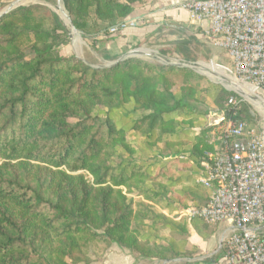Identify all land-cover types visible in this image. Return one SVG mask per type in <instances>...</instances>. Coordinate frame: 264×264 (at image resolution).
I'll use <instances>...</instances> for the list:
<instances>
[{
	"label": "trees",
	"instance_id": "1",
	"mask_svg": "<svg viewBox=\"0 0 264 264\" xmlns=\"http://www.w3.org/2000/svg\"><path fill=\"white\" fill-rule=\"evenodd\" d=\"M143 2L63 0L83 35L97 21L131 17ZM66 37L42 5L0 18V264H91L112 243L169 258L143 234L146 220L167 218L147 202L155 201L145 189L154 179L135 165L129 132L152 138L156 129L168 131L173 124L160 116L175 103V76L191 70L135 57L92 67L55 54ZM227 94L220 92L218 105L246 122L242 100L226 105ZM122 105L125 122L116 123L113 110ZM130 105L139 112L133 120ZM210 147L201 139L194 149Z\"/></svg>",
	"mask_w": 264,
	"mask_h": 264
},
{
	"label": "crops",
	"instance_id": "2",
	"mask_svg": "<svg viewBox=\"0 0 264 264\" xmlns=\"http://www.w3.org/2000/svg\"><path fill=\"white\" fill-rule=\"evenodd\" d=\"M183 1L148 0L133 11L131 17L138 21L135 27L106 36L109 45L120 50L119 55L127 47L135 49L136 58L152 63V58H156L159 63L162 62L160 64L191 70L189 75L177 73V84L173 90L175 103L160 116L161 120L173 126L163 132L156 129L152 138L134 130L129 132L135 165L141 166L154 179V182L146 183L145 189L154 194L155 201L147 202L155 213L167 218L165 221L159 218L156 224L146 220L143 234L150 238L149 242L163 245L171 256L166 259L147 258L112 243L102 258L91 264H215L222 257L220 243L229 233L227 222L207 223L184 213L186 208L205 205L211 192L198 181L204 174V150L200 153L195 151L194 146L201 139L207 140L209 144L213 133L229 120L224 108L218 105V95L226 89L202 77L197 69H203V65L222 68L213 61L207 64L195 57L193 60L187 59V45L178 36L164 43H150L153 34L165 32L172 27L196 38L204 37L201 33L206 35L208 23L190 20L187 12L180 7ZM221 53L228 63V57L223 51ZM132 106H129L130 120L139 113L137 111L133 114ZM125 110L127 105L113 110L116 123L125 122ZM261 233L264 235V223Z\"/></svg>",
	"mask_w": 264,
	"mask_h": 264
},
{
	"label": "built area",
	"instance_id": "3",
	"mask_svg": "<svg viewBox=\"0 0 264 264\" xmlns=\"http://www.w3.org/2000/svg\"><path fill=\"white\" fill-rule=\"evenodd\" d=\"M180 7L190 20L208 23L205 33L212 46L229 59L218 65L224 74L253 94L264 93V0H185ZM136 24L130 18L109 32ZM228 88L240 99L230 96L225 104L236 107L244 94ZM209 144L198 181L211 190L210 195L205 205L184 213L207 223L227 222L229 233L221 239L222 257L215 264H264V131L229 117Z\"/></svg>",
	"mask_w": 264,
	"mask_h": 264
},
{
	"label": "rangeland",
	"instance_id": "4",
	"mask_svg": "<svg viewBox=\"0 0 264 264\" xmlns=\"http://www.w3.org/2000/svg\"><path fill=\"white\" fill-rule=\"evenodd\" d=\"M19 0H0V11L7 7L8 5L15 3ZM64 9L66 10L63 0H60ZM148 0H145L147 2ZM143 2V3H145ZM142 3V4H143ZM29 5H42L48 8L51 12H53L61 21L62 26L64 27L66 31V39L63 43H60L56 49H55V54L56 55H61V56H74L86 64L92 66V67H107V65L113 63L114 61L118 59H125L129 57H135L136 55L133 54L132 51L135 49H128L127 47H124V53L120 54V50L113 48L112 46L109 45L108 41H106V38L111 34L109 32V29L113 27L114 25H119L120 23H123L124 21L132 18V17H127L121 22H115V23H109V24H101L100 22H95L94 26H91L90 31L92 33H88L86 35H83L81 31L77 30L76 28V33H74L70 27V25H66L65 22L61 19V17L55 12L54 7L57 5V0H20L16 5H14V8L18 7H25ZM141 5V4H140ZM67 12V10H66ZM68 14V12H67ZM69 16V14H68ZM70 18V16H69ZM133 17L132 19H134ZM71 20V19H70ZM138 22V21H137ZM69 24V23H68ZM90 25V24H89ZM137 25V24H136ZM70 28V29H69ZM94 32V33H93ZM201 36H198L197 38L189 34L188 32H185L180 29H175L171 28L170 30H167L165 32H158L156 34L152 35L151 38V44H157V43H164L166 41H170L169 39L178 36L179 39H182L183 43H185L187 54L186 55L187 59L193 60L194 57L197 60H200L204 63H210L213 61L214 63L218 65H226L225 58L221 51L215 47L212 46L211 44V38L209 35L202 34ZM99 36H104L102 38H99ZM107 36V37H106ZM98 37V38H97ZM171 39V41H172ZM180 41V43H182ZM109 46V48H108ZM111 48V49H110ZM161 48H159L160 50ZM153 50V49H152ZM153 63L160 64L159 60H156V58H152ZM228 64V63H227ZM203 65V64H202ZM203 69H197L199 70L202 74V77L205 79H209L216 83L220 88L222 89H229L226 85L223 83L214 80V77H211L213 75L211 74H206L207 71L214 72L215 70H221L215 66L209 65V66H202ZM204 71V72H203ZM224 72V71H223ZM225 75V74H224ZM226 76V75H225ZM228 77V76H227ZM229 78V77H228ZM250 90V89H249ZM228 92L226 96V100L230 96H235L233 95L234 92L231 90H226ZM240 91V90H239ZM255 98L257 100H261L262 104H264V93H254ZM224 101V104L226 102ZM242 104L250 114V118H245L247 123L256 128L259 131H264V107L256 106L253 101L249 100L246 95L243 96L242 98ZM242 116L244 114L242 113ZM115 117V115H114ZM115 121V120H114ZM116 122V121H115ZM98 262V261H96ZM95 261L93 263H96Z\"/></svg>",
	"mask_w": 264,
	"mask_h": 264
},
{
	"label": "bare ground",
	"instance_id": "5",
	"mask_svg": "<svg viewBox=\"0 0 264 264\" xmlns=\"http://www.w3.org/2000/svg\"><path fill=\"white\" fill-rule=\"evenodd\" d=\"M54 10L61 17V19L65 22V24L69 26L68 21H67V17L65 15L64 7H63L60 0H57V5L54 7ZM207 72L209 74L213 75L211 77H214L213 78L214 80H217V81L223 83L227 87H232V88H235L237 90L242 91L243 94L246 95V97L249 100L253 101V103L256 106L264 107V104H262L261 100H257L255 98V94H253L252 89H250L247 86H242V85L236 83L232 78H228L227 76H225L223 71L215 70L214 72H210V71H207Z\"/></svg>",
	"mask_w": 264,
	"mask_h": 264
},
{
	"label": "water",
	"instance_id": "6",
	"mask_svg": "<svg viewBox=\"0 0 264 264\" xmlns=\"http://www.w3.org/2000/svg\"><path fill=\"white\" fill-rule=\"evenodd\" d=\"M18 2H20V0L17 1V2H15V3H12V4L8 5L7 7H5L4 9H2V10L0 11V18H1L3 15H5L6 13H8L9 11H11L12 9H14V5H16ZM64 10H65V9H64ZM65 15H66V17H67V21H68V23H69V25H70L72 31H73L74 33H76L77 31H76L75 27L73 26V24H72V22H71V20H70V18H69V16H68L66 10H65ZM132 52H133V54L135 55L136 51L134 50V51H132ZM122 59H123V58H122ZM122 59H118V60L114 61L113 63L107 65V66H110V65L116 64L118 61H120V60H122Z\"/></svg>",
	"mask_w": 264,
	"mask_h": 264
}]
</instances>
